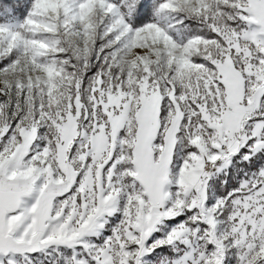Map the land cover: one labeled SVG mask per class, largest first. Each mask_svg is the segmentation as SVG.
Listing matches in <instances>:
<instances>
[{"label": "snow or ice", "instance_id": "6c2138e0", "mask_svg": "<svg viewBox=\"0 0 264 264\" xmlns=\"http://www.w3.org/2000/svg\"><path fill=\"white\" fill-rule=\"evenodd\" d=\"M0 264H264V0H0Z\"/></svg>", "mask_w": 264, "mask_h": 264}]
</instances>
